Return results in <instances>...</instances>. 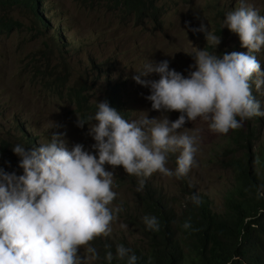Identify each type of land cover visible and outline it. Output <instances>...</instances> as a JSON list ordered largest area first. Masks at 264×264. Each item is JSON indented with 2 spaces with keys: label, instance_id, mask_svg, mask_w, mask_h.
<instances>
[{
  "label": "rangeland",
  "instance_id": "rangeland-1",
  "mask_svg": "<svg viewBox=\"0 0 264 264\" xmlns=\"http://www.w3.org/2000/svg\"><path fill=\"white\" fill-rule=\"evenodd\" d=\"M161 13L157 25L147 19L136 21L131 16L121 15V11L109 0H99L91 4L89 0H42L40 19L48 24V30L41 32L36 18L27 10L14 8L1 15H7L19 28L10 34L0 35V169L5 173L24 174L19 166L20 157L13 153L16 139L23 135L35 140L37 146L51 142L54 135L65 142L71 150L80 144L84 150L96 155L92 147L95 141L90 128L78 126L74 108L62 98L46 92L42 86L41 75L68 77L69 86L76 85L91 73L92 64L99 65V86L94 92L93 103L107 102L108 86L116 87L123 97L122 107L127 113L124 119L138 120L145 113L149 119L175 121L181 114L175 111H155L151 108L150 88L138 84L133 77L140 75L147 63L156 64L162 60L169 62V69L187 77L194 71L196 50H207L222 56L240 51L239 36L223 25L229 11L240 6L239 0H154ZM246 6L257 10L264 16V0H246ZM203 24L208 32L220 37L221 42L213 48L205 39V33L192 31ZM245 51V50H244ZM264 70V47L253 53ZM110 77V78H108ZM142 80H158L159 75L151 73L141 76ZM256 77H253L254 85ZM107 82L109 84L107 85ZM255 100L264 111V86H255ZM264 124V115H260ZM250 119V118H249ZM247 120L243 123L247 125ZM22 126L23 133L19 131ZM253 121L248 125L250 129ZM181 133L198 135V151L195 165L187 176L177 180L154 173L150 179L170 199L177 203L184 201L185 185L196 192L208 196L214 213H222L224 197L234 181L232 171L227 167L229 153V134L213 133L208 122L197 118L187 121ZM264 142V126L260 127ZM179 131V130H178ZM9 144L8 154L3 152ZM25 151H28L25 149ZM176 154H170L167 167L175 169ZM113 191L116 198L110 205L122 211L111 225L109 236L113 239L127 237L131 243L139 238L133 235L131 226L125 220L126 206H136L135 197L123 184L131 183V178L122 166L112 168ZM186 182H184L183 180ZM122 225L126 227H122ZM81 259L86 255L82 248ZM86 264H97L95 260Z\"/></svg>",
  "mask_w": 264,
  "mask_h": 264
},
{
  "label": "clouds",
  "instance_id": "clouds-1",
  "mask_svg": "<svg viewBox=\"0 0 264 264\" xmlns=\"http://www.w3.org/2000/svg\"><path fill=\"white\" fill-rule=\"evenodd\" d=\"M239 3L240 7L226 14L223 28L237 34L247 52L218 56L196 50L195 70L187 77L169 69L167 60L147 63L140 75L133 77L150 88L146 99L152 110L181 114L175 121L149 119L146 113L128 121L107 102H100L89 118L97 121L90 128L96 155L80 144L68 150L56 135L30 151L19 144L12 148L21 158L24 174L16 177L0 169V264H86L97 259L91 242L109 236L122 211L110 207L117 193L112 187L114 174L105 165L113 169L122 166L128 175L140 178L137 191L143 190L145 180L154 173L179 180L195 165L198 151V135L180 132L186 120L201 118L211 132L227 134L243 120L264 115L252 94L254 76L256 88L264 86V70L253 54L264 47V16L247 7L246 0ZM192 31L204 32L213 48L221 42L203 24ZM151 73L159 79L140 78ZM84 122L78 119V126ZM176 153L173 170L167 163L169 155ZM192 200L199 203L195 194ZM143 222L147 229L159 230L155 216L146 215ZM82 248L86 250L83 259L79 255ZM130 252L118 245L116 257H127V264H136L137 257ZM106 259H113L111 251Z\"/></svg>",
  "mask_w": 264,
  "mask_h": 264
},
{
  "label": "trees",
  "instance_id": "trees-1",
  "mask_svg": "<svg viewBox=\"0 0 264 264\" xmlns=\"http://www.w3.org/2000/svg\"><path fill=\"white\" fill-rule=\"evenodd\" d=\"M109 1L121 11V15L131 16L136 21L147 19L157 25L161 17L154 0ZM41 2L0 0V35L10 34L20 27L7 15H1L14 8L29 11L36 18L41 32L48 30V24L40 19L39 11L45 12L41 9ZM89 2L99 6V0ZM238 52H247V49L241 47ZM100 73L99 65L92 64L91 73L73 86H69L68 77L53 78V75L40 74L41 86L46 92L65 99L74 108L78 119L85 121L81 127L87 129L96 122L89 118L98 110L93 98ZM254 90L255 83L252 94ZM107 98L109 106L125 117L127 113H122L123 97L111 84ZM246 120V126L243 120L240 127L230 131L228 147L225 148L229 153L227 167L232 171L234 181L225 194L222 213H214L208 196L189 188L188 184L183 192L184 201L177 203L168 198L150 177L145 180L143 190L137 191L140 178L127 174L125 177L131 178V183L123 184L121 180L120 187L128 188L135 197L136 206L131 208L127 204L124 217L139 240L131 243L127 237L96 238L91 246L97 250V264H127V257H116L118 245L131 249L129 255L137 257L136 264H264V142L262 131L257 127V124L260 127L264 124L260 115ZM252 121L254 126L247 129ZM19 131L23 133L22 126ZM16 142L28 151L36 147V141L27 135ZM4 143L6 141L1 144ZM9 147L5 144L3 152L8 154ZM193 194L199 197V203L193 202ZM146 215L157 218L158 231L147 229L143 222ZM186 223L190 226L185 227ZM109 251L113 254L111 261L106 259Z\"/></svg>",
  "mask_w": 264,
  "mask_h": 264
}]
</instances>
